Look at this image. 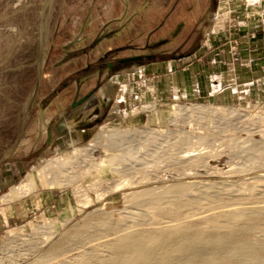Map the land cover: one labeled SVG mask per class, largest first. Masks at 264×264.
Listing matches in <instances>:
<instances>
[{
  "label": "rangeland",
  "instance_id": "1",
  "mask_svg": "<svg viewBox=\"0 0 264 264\" xmlns=\"http://www.w3.org/2000/svg\"><path fill=\"white\" fill-rule=\"evenodd\" d=\"M229 9L221 0H0V264H106L126 237L264 211V89L218 100L208 82L201 94L181 86L184 69L214 75L210 45L230 36ZM114 76L124 80L117 88H134L101 107L96 93ZM110 130L130 131L131 152L106 147ZM185 182L195 186L182 197L136 199ZM100 208L108 223L70 235Z\"/></svg>",
  "mask_w": 264,
  "mask_h": 264
},
{
  "label": "bare ground",
  "instance_id": "2",
  "mask_svg": "<svg viewBox=\"0 0 264 264\" xmlns=\"http://www.w3.org/2000/svg\"><path fill=\"white\" fill-rule=\"evenodd\" d=\"M128 131L124 135L118 134L115 130L107 131L106 136L114 137H107L106 147H129L134 139ZM136 151L139 150L136 149ZM129 152H131L130 147ZM118 159H120L119 156L110 158L108 166H113L114 161H118ZM53 174L56 175L55 171ZM126 183L128 184V182ZM193 186L195 184L192 182L170 185L164 188L166 190L162 194H155L152 189L142 190L136 195V199L149 196L157 204L156 202L161 200L163 195L182 197L181 194L191 190L194 188ZM33 187L34 185H30L31 189ZM206 194L203 193L204 197L207 198L209 194L208 196ZM180 198L177 201H180ZM186 202L195 206L199 201L196 200V197H187ZM178 204L177 208H180L181 204L179 206ZM104 209L100 208L96 212L86 215L69 234L75 235V232L79 231L85 236L88 226L94 224V221L103 224L108 223V219L105 218L107 212ZM107 226L109 225L107 224ZM112 227L114 226L112 225ZM113 251L115 257L107 261L106 264H264V211L234 210L223 213L217 219L210 220L206 224L191 223L188 225L182 223L177 226H167V228L160 229L158 233L154 234L149 232L135 234L117 241L113 246ZM206 255L209 257L206 258Z\"/></svg>",
  "mask_w": 264,
  "mask_h": 264
},
{
  "label": "crops",
  "instance_id": "3",
  "mask_svg": "<svg viewBox=\"0 0 264 264\" xmlns=\"http://www.w3.org/2000/svg\"><path fill=\"white\" fill-rule=\"evenodd\" d=\"M262 17L259 14L255 16L245 15L243 6L238 7L237 11L230 17H226L229 18L227 21L230 27H232L231 23L236 25L232 27L233 29L228 28L229 37L225 36L227 35L225 33L222 34L226 40L220 38L221 33L214 35V43L210 45L214 52H209L211 57H214V75H198L197 71H200V66H195L196 71L194 73H188L186 71L188 68L184 69L182 73L184 83L181 85L183 92L192 90L196 94H201L203 81L208 82L207 84L210 87L208 91L211 89L210 94H214L218 100L220 96L223 97L229 93L234 94L237 91L250 90L254 85L264 89V26L261 24ZM171 75L174 74L171 73ZM187 76L193 82L192 87L186 84ZM114 77L117 78H109L110 87L104 85V88L96 93L101 107L104 106V103L111 102L110 95H116L117 90L123 91L124 89L120 86L117 88L118 84L124 80L119 82L118 76ZM260 83H263V85L261 86ZM126 88L124 90L130 94L132 92L130 90L134 87ZM117 112L115 106L110 108L107 111V118L111 119L114 117V113L117 114ZM82 131H85V129H82Z\"/></svg>",
  "mask_w": 264,
  "mask_h": 264
},
{
  "label": "built area",
  "instance_id": "4",
  "mask_svg": "<svg viewBox=\"0 0 264 264\" xmlns=\"http://www.w3.org/2000/svg\"><path fill=\"white\" fill-rule=\"evenodd\" d=\"M221 1L230 4L229 13L230 12L235 13L238 7L243 6L245 15L255 16L259 14L260 16H263L261 19V24L264 26V0H221ZM232 1L234 3H232ZM231 24L232 27L236 25L235 23H231ZM87 150L89 151V149Z\"/></svg>",
  "mask_w": 264,
  "mask_h": 264
},
{
  "label": "water",
  "instance_id": "5",
  "mask_svg": "<svg viewBox=\"0 0 264 264\" xmlns=\"http://www.w3.org/2000/svg\"><path fill=\"white\" fill-rule=\"evenodd\" d=\"M136 59H139V57H138V58H136Z\"/></svg>",
  "mask_w": 264,
  "mask_h": 264
}]
</instances>
